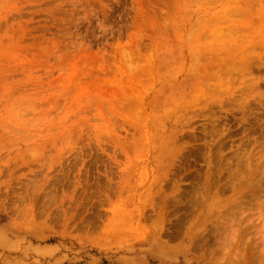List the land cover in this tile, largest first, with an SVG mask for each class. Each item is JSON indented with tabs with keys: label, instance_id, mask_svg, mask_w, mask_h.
<instances>
[{
	"label": "rangeland",
	"instance_id": "374dc122",
	"mask_svg": "<svg viewBox=\"0 0 264 264\" xmlns=\"http://www.w3.org/2000/svg\"><path fill=\"white\" fill-rule=\"evenodd\" d=\"M263 16L264 0H0V264H264V206L227 220L264 180L219 168L250 126L187 98L209 66L264 55ZM211 112L235 136L210 144L219 195Z\"/></svg>",
	"mask_w": 264,
	"mask_h": 264
},
{
	"label": "bare ground",
	"instance_id": "6f19581e",
	"mask_svg": "<svg viewBox=\"0 0 264 264\" xmlns=\"http://www.w3.org/2000/svg\"><path fill=\"white\" fill-rule=\"evenodd\" d=\"M245 22H247V21H245ZM217 40H215V41H217ZM227 41H229V40H227ZM230 42H231L230 44H232V41H230ZM213 46H214V44H213ZM214 50H215V48H214ZM227 51H230V50H227ZM203 53L205 54V52H203ZM213 56L215 57L216 55H213ZM239 56H241V55H239ZM209 57L211 58V56H209ZM215 58H217V56ZM218 60H219V62L222 60L225 62H228L223 57H218ZM239 60H240L239 66H237L238 64L234 65V66H232V64L231 65L226 64V66H225V65H222L223 63H221V65L218 66V72L216 74V78L215 79L213 78L214 80H212V81L207 80V79H210V75H209V74H211L209 71L210 66L208 69H205L204 72H202V74L198 73V75L201 77V79L197 80V81L193 80L188 85V87L190 89V93L188 94L189 96H187V98L190 101L195 100L197 102V105L199 103L204 104L206 110H210L212 107H217L221 110H226L227 112H232L233 114H235V112H238L241 115V117H239L237 119L239 124H247L250 126L249 128H246V130H244V133L246 134V136L244 138H242L241 140L243 142L246 141V145H249V146L252 145L253 146L252 149L248 150V149L243 148L242 151L238 150V152L235 155V157L238 160V163L235 165L236 166L235 168H233V166H234L232 164L233 161L224 162V161H226L224 159L225 157H223L221 159V160H223V162H220V166L219 165L218 166L221 170L220 176L223 175L222 174L223 170H226V169L228 170V172L230 174L229 177L232 179V181H234V183H233L234 185L236 184L235 181H238V179L240 177L245 176V173H247V177L246 178L244 177V179L246 180V183L244 184V186H246L252 190L251 187L254 186L253 181H257V180L263 181L264 180V178H263L264 177V171H262V172L260 171V174H258V176H256L257 175L256 173H257V170L259 169V167L257 169L253 168L254 162L257 163L256 165H259L260 167L264 168V55H258V56H256V58L254 60H251L249 62H245V58H244V60L242 59L243 60L242 63H241V59H239ZM214 62L216 63V59ZM203 65H205V64H203ZM199 67H201V66H199ZM215 67H216V65H215ZM213 68H214V66H213ZM215 70L216 69H214V72L217 71V70L216 71ZM225 97H227V98H225ZM201 106H203V105H201ZM209 106H212V107L209 109L208 108ZM203 117L209 121V123H207V125L205 126V129L203 130L202 133H204V135H205L204 138L206 140V142L204 143V147H205L206 151L210 154V156L208 158L209 159L208 169L211 173L209 176L210 182H207V185H205L203 191H206L207 194H211L214 192L213 188H215L216 189V191H215L216 195H219V193L221 192L220 186L216 183L211 182L212 175H213L212 171H213L215 164L212 161L211 156H212V152H213V147H211L210 144L213 141H217V151L216 152L220 153L222 155L223 150H224L225 145H226V144H224L223 141H226V138L233 139V138H235V136L231 135L230 131H229L230 133H228V134L226 133L227 129L231 128V126H230L231 124H229L230 123L229 122V120H230L229 115L223 116V115H220L219 112L218 113L211 112L210 114H208V115L206 114ZM252 119H253V121H252ZM210 126L212 127V129H209ZM259 132H260V134L257 136V134ZM175 136L179 137L178 138L179 140L188 138L189 140L192 141L193 146L198 145V143L202 141L201 138L198 137L197 135L179 136V135L175 134ZM209 138H210V141H207ZM187 149H188V146L180 145V146H177L176 151L178 154H182L185 151L187 152L188 151ZM195 150L201 151V148L196 149V147H195ZM234 169H236V170H234ZM87 181H89V180H87ZM260 183L262 184V182H260ZM261 186L259 187V190L254 189V190L258 191L257 193H255V191L252 190L251 193L252 192L253 193L251 196L242 195L241 196L242 199L241 200L239 199V202H241L239 204V206L237 207V204H236V206H233V209H232V207L229 209V212L231 210L235 211L234 209H236V208H234V207H237V210H236L237 214H236V212L233 214L232 213L233 211H232L228 214L232 213L233 215L232 216L228 215V217H227V220L230 222V225L233 228H236V226H237V228H238L237 230H239L240 225L243 226V224H240L238 227V224L242 223L241 222L242 220L243 221L246 220L245 215L248 217L246 222L249 221L250 218L246 214L247 213L246 207L249 206V203L252 201V199H253L254 203L259 205V207H260V205L264 206V186H263V188H261ZM80 187H81V182H80ZM83 187H84L85 197L89 194L93 195L94 192H97V190L96 191L93 190L94 186H93V184L92 185L89 184V182L83 184ZM83 187H82V189H83ZM202 192H201V194H202ZM258 194H260V195H258ZM204 197L205 196H202V198H201L202 202H205ZM196 199L198 202L200 201V194L197 195ZM80 205L81 206L84 205V202L82 200H80ZM238 212L242 213V214L240 213L241 214L240 217L238 215L239 214ZM250 222H252V220L249 221V223ZM243 223H245V222H243ZM252 224H253V222H252ZM248 226H250V225H248ZM247 228L249 231L250 227H247ZM241 231H242V229H241ZM243 232H244V230H243ZM246 232H247V230H246ZM243 234L241 233V235H243ZM245 236L246 235H244V237ZM205 244H207V243H205Z\"/></svg>",
	"mask_w": 264,
	"mask_h": 264
}]
</instances>
